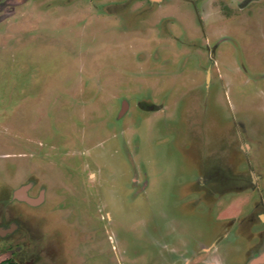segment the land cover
Returning a JSON list of instances; mask_svg holds the SVG:
<instances>
[{"label": "rangeland", "instance_id": "1", "mask_svg": "<svg viewBox=\"0 0 264 264\" xmlns=\"http://www.w3.org/2000/svg\"><path fill=\"white\" fill-rule=\"evenodd\" d=\"M31 183L37 207L14 197ZM13 222L0 261L264 253V0H0Z\"/></svg>", "mask_w": 264, "mask_h": 264}, {"label": "flooded vegetation", "instance_id": "2", "mask_svg": "<svg viewBox=\"0 0 264 264\" xmlns=\"http://www.w3.org/2000/svg\"><path fill=\"white\" fill-rule=\"evenodd\" d=\"M33 187H34V184L31 183V185H27L26 187L22 188L17 193H14L15 199H20L19 201H22L23 203L27 204L30 207H37L39 205H42L44 203L45 190H43L40 193L39 197L33 198L29 194V192L32 190ZM18 209L19 210L17 211L21 213L22 212L21 207H19ZM263 229L264 228L261 227L259 230L263 231ZM19 230H20V226L18 225L17 222L10 223L8 226L6 225L5 227H3V229L0 228V237H7L8 235H11L12 233H16ZM259 243H260V247L257 250V253H255L256 251L255 252L253 251L252 253H247V257L243 264H251V262H253L254 264V261L256 259H259V258L261 260L264 259V253H261L262 239H259V242L257 244ZM27 245L28 243H26V246ZM227 251H228V248L222 253H219L220 259L223 261V263L224 264H239V262L236 259L232 258L231 256L232 254H235V253H227ZM2 254L4 255V253H0V255ZM8 254L9 255L7 258L0 261V264H73L74 259L77 255V253H66V254L64 253H16L15 251H13V253H8ZM194 256L195 255H193L192 258H194Z\"/></svg>", "mask_w": 264, "mask_h": 264}, {"label": "crops", "instance_id": "3", "mask_svg": "<svg viewBox=\"0 0 264 264\" xmlns=\"http://www.w3.org/2000/svg\"><path fill=\"white\" fill-rule=\"evenodd\" d=\"M251 40H253V39L251 38ZM250 48H253V47H250ZM248 64H250V63H248ZM242 71L245 74L244 70H242ZM124 254L125 253H117V255H115V258H117L118 264H123V255ZM210 254L211 253H200V254L197 253V254H195L194 258H192V257H188V254L181 255V254L177 253L175 255V253H174L173 257H168V258L164 259V262H165V264H208L209 259H210ZM216 254L212 255L211 258H216V259L220 260L219 253H216ZM94 259H96V257L89 255L88 253H77L73 264H92L91 262H93ZM110 262L113 264L112 261H110ZM251 264H253V262H251ZM254 264H264V259L263 260H261L260 258L256 259L254 261Z\"/></svg>", "mask_w": 264, "mask_h": 264}, {"label": "water", "instance_id": "4", "mask_svg": "<svg viewBox=\"0 0 264 264\" xmlns=\"http://www.w3.org/2000/svg\"><path fill=\"white\" fill-rule=\"evenodd\" d=\"M20 193H22V192H20Z\"/></svg>", "mask_w": 264, "mask_h": 264}]
</instances>
